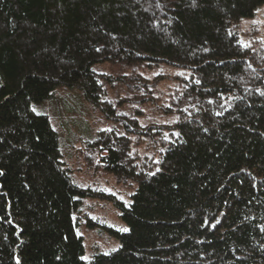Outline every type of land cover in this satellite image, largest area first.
Masks as SVG:
<instances>
[{
	"label": "trees",
	"instance_id": "1",
	"mask_svg": "<svg viewBox=\"0 0 264 264\" xmlns=\"http://www.w3.org/2000/svg\"><path fill=\"white\" fill-rule=\"evenodd\" d=\"M259 5L0 0V264H264V33L239 35ZM159 63L183 69L164 91ZM58 86L112 120L88 146L134 184L118 247L87 259L74 216L95 194L33 108ZM148 102L167 118L142 124Z\"/></svg>",
	"mask_w": 264,
	"mask_h": 264
},
{
	"label": "rangeland",
	"instance_id": "2",
	"mask_svg": "<svg viewBox=\"0 0 264 264\" xmlns=\"http://www.w3.org/2000/svg\"><path fill=\"white\" fill-rule=\"evenodd\" d=\"M262 10L263 6L259 5L252 18L240 21V39L247 41L246 33L252 27L257 28L258 37H263ZM95 69L116 71L115 67L107 63H99L95 65ZM181 71H183L181 67L159 63L149 71V75L162 73L164 78L159 80L158 89L164 91L172 86L173 76ZM109 92L114 96V92L111 90ZM161 97L162 95L159 98L162 99ZM156 105L149 102L141 105L142 115L139 120L142 124L167 118L161 115ZM33 108L47 115L51 126L56 130L60 153L72 178L89 193L95 194L83 197L80 210L74 216L77 221L76 231L82 236L84 244L83 258H89L95 252L105 253L114 250L118 247L119 241L109 233L108 228L114 227L119 230L126 228L114 200L128 203L134 184L119 182L111 173L105 171L98 163L96 152L88 146V142L94 140L100 131L113 125L112 120L103 116L83 99L75 87L58 86L47 100L33 104Z\"/></svg>",
	"mask_w": 264,
	"mask_h": 264
},
{
	"label": "snow or ice",
	"instance_id": "3",
	"mask_svg": "<svg viewBox=\"0 0 264 264\" xmlns=\"http://www.w3.org/2000/svg\"><path fill=\"white\" fill-rule=\"evenodd\" d=\"M124 231H127V229H124Z\"/></svg>",
	"mask_w": 264,
	"mask_h": 264
}]
</instances>
